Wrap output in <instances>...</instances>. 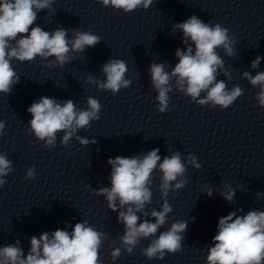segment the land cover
<instances>
[{"label":"clouds","instance_id":"obj_1","mask_svg":"<svg viewBox=\"0 0 264 264\" xmlns=\"http://www.w3.org/2000/svg\"><path fill=\"white\" fill-rule=\"evenodd\" d=\"M104 7H112L125 13L143 8L147 10L153 0H97ZM53 0H0V93L10 95L12 88L20 77L12 67V60L31 62L37 57L48 61L47 66L63 67L75 59L70 53H83L87 48L100 43V37L88 31L76 29L73 38H68V30L57 27L49 32L39 26L33 27L37 13L41 9L51 10ZM174 28L182 32V42L185 50L177 49L178 63L172 70L166 71L164 63H152L150 66L151 81L158 95L156 107L160 113L169 110V92L172 91L170 81L175 78L179 90L191 98L198 106L211 105L222 110L227 109L243 94L240 86L227 88L224 80H217L218 69L223 70V60L217 53L223 48L228 56H232L233 44L236 41L230 37L229 29L221 24L205 23L193 15ZM19 37V39H17ZM11 41H15L12 46ZM49 57L54 59L49 60ZM261 61L260 56L251 62L256 68ZM104 81L87 77L98 90L110 91L116 95L120 90L131 84L125 78L128 67L121 59H109L102 67ZM227 75V73H225ZM243 77L253 86H259L255 99L264 107V72H258L254 77L244 72ZM205 95L201 97V93ZM101 104L91 96L87 98V108L77 109L72 99L58 101L55 98L42 96L33 102L27 112L32 119L28 122L29 131L44 146L54 148L57 133H63L61 144L67 146L72 137H76L81 145L89 143L87 138L77 135L78 130L87 129L92 121L100 119ZM5 122L0 120V136L5 134ZM91 143H96L95 139ZM160 149L153 148L143 155L116 156L109 158L111 165V187H101L95 190L97 196H103L108 208L119 211L117 221L124 228V234L118 236L122 248L128 254L138 246L141 239L150 238V243L143 248L142 255L149 259L162 260L166 254H175L182 250L188 221H175L170 228L160 229L167 222L172 208L166 199L169 192L184 188L186 165L180 152H173L161 161L158 155ZM190 163L200 169L195 156ZM159 170V191L163 204L160 210L145 211V206L152 203L153 173ZM13 170L12 161L5 154H0V187L5 184V177ZM26 178L35 180L34 168H29ZM209 196L212 190L207 191ZM224 200L232 202L235 190L228 184L221 192ZM262 195L257 193V196ZM117 200L119 204L117 205ZM242 209L230 212L218 220L217 232L212 237V246L208 248L206 264H264V211L251 210L245 215H238ZM140 213V215H137ZM154 218L141 219V216ZM71 227V232L67 228ZM155 237V238H153ZM107 235L89 225L87 221L77 222L74 226L65 225L39 236L30 237V248L25 255L21 242L0 247V264H102L99 250ZM121 255V248H114L111 258L115 261Z\"/></svg>","mask_w":264,"mask_h":264}]
</instances>
